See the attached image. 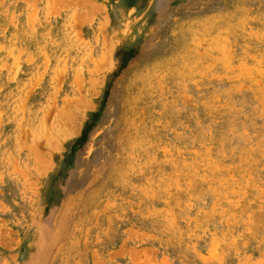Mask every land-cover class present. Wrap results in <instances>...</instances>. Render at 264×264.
<instances>
[{"label":"rangeland","instance_id":"1","mask_svg":"<svg viewBox=\"0 0 264 264\" xmlns=\"http://www.w3.org/2000/svg\"><path fill=\"white\" fill-rule=\"evenodd\" d=\"M0 264H264V0H0Z\"/></svg>","mask_w":264,"mask_h":264}]
</instances>
